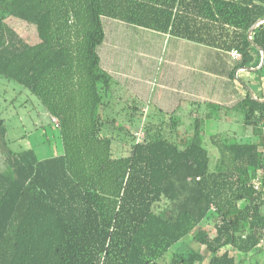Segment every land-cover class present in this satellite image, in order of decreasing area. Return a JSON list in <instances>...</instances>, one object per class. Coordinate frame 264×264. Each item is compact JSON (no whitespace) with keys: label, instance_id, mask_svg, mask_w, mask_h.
Wrapping results in <instances>:
<instances>
[{"label":"trees","instance_id":"16d2710c","mask_svg":"<svg viewBox=\"0 0 264 264\" xmlns=\"http://www.w3.org/2000/svg\"><path fill=\"white\" fill-rule=\"evenodd\" d=\"M106 18L237 49L234 69L262 59L264 0H0V77L38 98L60 141L44 159L14 151L0 115V264H264V92L246 90L235 105L251 138L210 135L215 158L198 117L190 140L158 124L116 156L104 128L128 126L106 113L115 83L98 51ZM11 19L34 25L38 40ZM163 198L168 207L155 211Z\"/></svg>","mask_w":264,"mask_h":264},{"label":"rangeland","instance_id":"374dc122","mask_svg":"<svg viewBox=\"0 0 264 264\" xmlns=\"http://www.w3.org/2000/svg\"><path fill=\"white\" fill-rule=\"evenodd\" d=\"M104 21L107 39L98 51L115 79L106 113L116 117L117 124L128 126L121 132L111 125L104 128V133L114 136V155H127L134 140L142 139L148 127L156 130L154 126L158 124L164 135L177 141L192 139L195 114L204 113V108L195 105V77L205 76L195 65V42L112 19ZM11 24L26 41L38 40L34 25L18 20H12ZM133 106L139 107L138 112ZM0 115L6 120L9 146L14 151L34 149L39 159L59 153V133L44 105L27 89L2 77ZM173 118L178 121L176 129ZM212 122L209 120V125L203 128L205 134L199 141L215 158L218 150L209 135L217 120ZM225 137L247 140L241 134ZM2 159L0 154V167ZM168 205L169 201L163 198L154 204V210L161 211ZM197 245L191 239L190 246ZM259 258L264 261V253Z\"/></svg>","mask_w":264,"mask_h":264},{"label":"crops","instance_id":"0c3cea01","mask_svg":"<svg viewBox=\"0 0 264 264\" xmlns=\"http://www.w3.org/2000/svg\"><path fill=\"white\" fill-rule=\"evenodd\" d=\"M123 23L130 25L125 22ZM101 59L103 67L113 76L111 71L104 66L102 56ZM236 60L228 51L195 42V65H199L200 71L205 75L195 77V105L204 108L203 115L199 116L195 114V118H201L202 121L204 119V123L201 121V134H205L203 133V128L207 124L209 125V120L211 122L217 120L216 123L212 124V130L214 131L210 135L218 134L225 137L241 134L247 137L246 139L251 138V127L244 125L243 115L235 110V105L245 94L247 90L246 86L251 89L253 94L259 95L264 92V70L260 75L253 73L257 69L252 67L234 69ZM232 73L235 75L236 81L232 78ZM260 79L262 85L259 81ZM109 100L111 103V98ZM210 104H214L215 107L210 106ZM175 110L172 111L174 112ZM212 112L214 113L212 114ZM214 128L218 130L215 131Z\"/></svg>","mask_w":264,"mask_h":264},{"label":"built area","instance_id":"2783aa9c","mask_svg":"<svg viewBox=\"0 0 264 264\" xmlns=\"http://www.w3.org/2000/svg\"><path fill=\"white\" fill-rule=\"evenodd\" d=\"M229 53H230V55L233 57V58H235V59H238V58H240V52L237 50V49H232V50H230L229 51ZM53 121H55L56 122V119L55 118H53ZM259 182L258 181H256L255 182V187L256 188H259Z\"/></svg>","mask_w":264,"mask_h":264},{"label":"water","instance_id":"95a60500","mask_svg":"<svg viewBox=\"0 0 264 264\" xmlns=\"http://www.w3.org/2000/svg\"><path fill=\"white\" fill-rule=\"evenodd\" d=\"M249 38L251 39L250 36H249ZM251 43H254V42L251 40ZM259 50L262 52V59H261L260 65L257 68H255V69H260L264 65V49L262 47H259ZM246 88H247V90H249V92L251 93V95L254 96V94L251 91V89L248 86H246Z\"/></svg>","mask_w":264,"mask_h":264}]
</instances>
